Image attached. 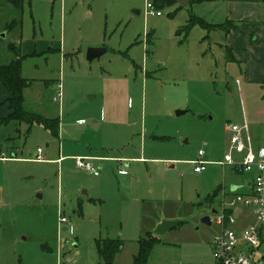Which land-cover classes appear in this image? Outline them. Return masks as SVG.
Returning <instances> with one entry per match:
<instances>
[{"label": "rangeland", "instance_id": "1", "mask_svg": "<svg viewBox=\"0 0 264 264\" xmlns=\"http://www.w3.org/2000/svg\"><path fill=\"white\" fill-rule=\"evenodd\" d=\"M23 1L22 28L8 31L20 9L0 0V63L13 57L8 45L20 43L22 74L32 80L25 108L59 116L60 132L56 138L37 123L29 132L24 122L0 126V264H99L100 236L121 237L113 264H132L138 237L155 228L142 215L159 202L158 217L183 223L154 232L161 241L148 264H212L218 226L200 217L215 220L211 211L230 202L231 185L245 193L251 176L217 163L196 172L191 161L203 147L204 159H223L229 122L246 120L252 142L264 144L255 126L263 120L252 114L263 100L218 44L224 31L195 26L186 38L176 35L190 11L210 22L223 16L211 14L215 5L206 1L154 6L161 15H146L145 0ZM92 46L106 51L89 61ZM38 148L46 160L32 159ZM117 149L144 160L128 159L122 166L129 174L120 176L124 161L109 158ZM84 150L102 157L99 176L75 166L73 155ZM59 212L71 231L59 228Z\"/></svg>", "mask_w": 264, "mask_h": 264}, {"label": "built area", "instance_id": "2", "mask_svg": "<svg viewBox=\"0 0 264 264\" xmlns=\"http://www.w3.org/2000/svg\"><path fill=\"white\" fill-rule=\"evenodd\" d=\"M152 0H145L146 15H161L160 9H153ZM54 100L62 98L61 84L58 85ZM78 123H85L79 119ZM225 130L229 132V149L223 159L209 161L204 159L206 150H198V158L192 160L194 170L201 172L209 163L229 166L237 173H249L251 179L247 182L248 191L240 193L235 185H231L228 195L232 198L229 203L222 204V211H211L216 219L210 215V222L218 226L212 235V264H264V146H255L252 142L249 126L246 120L241 124L226 123ZM33 160H46L42 150L37 149ZM62 158L59 159L61 161ZM75 166L79 169L99 176V167L95 161L102 159L98 156L74 155ZM122 160V159H119ZM121 174L128 170L121 167ZM225 194V193H224ZM71 221L63 212H59V228ZM64 229V228H63Z\"/></svg>", "mask_w": 264, "mask_h": 264}, {"label": "trees", "instance_id": "3", "mask_svg": "<svg viewBox=\"0 0 264 264\" xmlns=\"http://www.w3.org/2000/svg\"><path fill=\"white\" fill-rule=\"evenodd\" d=\"M14 3L20 9L19 18H14L8 23L5 24V28L8 31H11L15 27L22 28V9L24 5L23 0H6ZM205 0H189V5L202 2ZM153 4L157 8H163L166 5L177 4L175 0H153ZM182 5H177V10L183 8ZM191 10V9H190ZM200 26L210 33L214 30H223L225 33L230 31L232 28H236L237 25L231 19H227L223 22H210L206 20L201 15H196L190 11L189 18L187 23L180 26L176 30V35L185 33V38L188 36L193 27ZM207 34L204 38L208 37ZM184 41L183 38L179 40L180 43ZM223 48L227 52L228 60L235 63L239 61L233 56L231 48L226 45H223ZM8 49L12 52L13 57L6 63H0V82L2 85L9 91L10 96L4 100L3 103H8L9 113L0 117V125H6L11 121H16L19 123H26L28 125L27 132L30 131L33 124L37 123L42 125L44 128L48 129L50 133L59 138L60 132V118L56 117H46L41 113L36 111L28 110L25 108V89L32 83V80L23 76L22 74V61L25 56L21 52L20 43L14 45L10 43ZM125 55H127L125 53ZM164 138V137H162ZM93 200V198H91ZM201 202H198L200 204ZM81 202H79L80 208ZM183 221H180L178 225L173 228L182 225ZM161 239L151 230L146 231L141 234L138 239V249L132 256V264H148V260L152 251V248L157 244ZM95 247L96 252L99 257V264H113L115 257L121 251L124 240L119 237L111 236H100L95 238Z\"/></svg>", "mask_w": 264, "mask_h": 264}, {"label": "crops", "instance_id": "4", "mask_svg": "<svg viewBox=\"0 0 264 264\" xmlns=\"http://www.w3.org/2000/svg\"><path fill=\"white\" fill-rule=\"evenodd\" d=\"M205 1L208 2L209 4L213 3L215 5V7L210 11L211 14H216L217 12L218 13L217 15L221 14L223 16L224 21L227 19H231L234 22V24L237 25L236 28L230 29V31H228L227 33L224 32V36L223 38L221 37L220 39L221 41L218 42V44L222 48L223 45H226L229 48H231L233 56L239 61V63L236 64L239 65L241 69V74L243 77L244 84L248 88L256 87L259 90L261 99L263 101H261L259 105H257V107L253 110L252 114L254 115V117H258L263 120V122L256 124L254 123V124L257 128L260 126L259 131L262 136V138L256 140L264 141V130H263V126H264V0H205ZM229 62L235 63L233 61H229ZM9 96H10L9 91L0 82V117L6 116L10 111L8 107V103H3L4 100L7 99ZM92 97H94V95L90 96V98ZM89 119L92 120L93 124L91 125H93L94 127H97L99 125V123L95 122L92 118H88V120ZM78 125H84V124L78 123ZM254 145L264 146V144H258L255 143V141H254ZM119 152H121L120 149H117L116 153L109 158L118 161L120 164L121 162L124 161V163L121 164V167H124L122 165L129 163V160H138V161L144 160V157H125L122 156L121 153ZM81 154L85 156H96L95 154L90 153L86 150L75 153L74 155H81ZM60 158H62L61 161H59ZM64 158H65L64 156H60L55 161L60 163L63 161ZM118 174L120 176H124V175H128L129 172L126 174H121L118 172ZM140 198L143 203L146 201V197H140ZM159 206H162L160 202L157 205V207H155V210L148 209L146 210L144 215H142V217L151 221L153 228L162 220V218L173 219L175 216L173 215L170 217L167 216L158 217V214L160 212L158 209ZM147 231H151V230H147ZM122 250L123 247L121 251Z\"/></svg>", "mask_w": 264, "mask_h": 264}, {"label": "water", "instance_id": "5", "mask_svg": "<svg viewBox=\"0 0 264 264\" xmlns=\"http://www.w3.org/2000/svg\"><path fill=\"white\" fill-rule=\"evenodd\" d=\"M177 2L178 5H182L184 7H188L189 6V0H175ZM138 12V11H137ZM106 51V48L104 47H89L87 49V53H86V58L91 61L95 58H98L100 57L104 52ZM186 110H177L176 113L178 115L184 113ZM211 118V116H210ZM87 122L89 124H93L92 120L89 119L87 120ZM213 211H215L213 209ZM181 220H170V219H162L154 228V232L155 233H164L166 232L167 230L175 227L176 225H178L180 223ZM200 221L204 224H207V225H210L211 222H210V215L209 214H205V215H202L200 217ZM66 228H64L65 230Z\"/></svg>", "mask_w": 264, "mask_h": 264}]
</instances>
